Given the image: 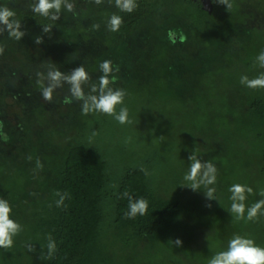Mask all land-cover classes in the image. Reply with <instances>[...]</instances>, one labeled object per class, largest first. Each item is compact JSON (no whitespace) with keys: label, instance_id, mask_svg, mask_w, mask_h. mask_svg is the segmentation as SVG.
Masks as SVG:
<instances>
[{"label":"trees","instance_id":"16d2710c","mask_svg":"<svg viewBox=\"0 0 264 264\" xmlns=\"http://www.w3.org/2000/svg\"><path fill=\"white\" fill-rule=\"evenodd\" d=\"M157 1L137 0L132 13H116L123 19L118 32L105 27L104 57L117 60L113 67H119L120 58L135 57L123 88L124 104L117 107V112L128 108L132 124L81 110L80 122L65 140L55 127H47L46 111L38 115L35 109L26 119L29 126H41L40 139L52 146L24 140L33 163L30 186L21 171L12 169L0 178V198L9 202L11 218L23 228L0 264H208L236 234L264 247V217L236 220L228 191L236 183L251 187L246 207L264 198V89L239 82L241 75L251 79L264 71L256 63L264 49V0H231L228 11L216 0H210L211 11L201 0H161L185 17L180 31H171L176 42L166 32L160 40H142L135 51L131 40L145 27ZM11 10L25 30L56 22L32 10ZM103 15L109 19L112 14ZM181 37L186 39L181 42ZM176 45L183 53L199 48L208 62L200 70L196 61L189 62L176 80L172 69L159 70L172 61ZM98 60L86 70L94 72ZM40 146L47 148L46 154ZM190 154L216 166V200H207L203 187L195 192L182 187L187 185ZM37 160L42 169H36ZM30 188L45 191L40 202L23 197ZM125 191L148 201L146 215L125 218ZM56 192L69 194L65 206H56ZM48 235L56 243L50 259L44 258ZM177 238L180 247L171 242ZM27 244L35 251L29 252Z\"/></svg>","mask_w":264,"mask_h":264},{"label":"rangeland","instance_id":"374dc122","mask_svg":"<svg viewBox=\"0 0 264 264\" xmlns=\"http://www.w3.org/2000/svg\"><path fill=\"white\" fill-rule=\"evenodd\" d=\"M72 2L75 4L74 13L62 10L60 19L55 22L49 33L43 31V26L29 30L20 28L25 35L17 41L10 38L7 31L0 32V46L5 49L4 54L0 55V120L4 123L3 131L9 137L7 142L0 139V167L3 168L0 178L12 169L15 172L21 171L27 175L26 186H30L33 177L30 169L33 163L27 155L24 140L28 139L33 145L41 141L42 146L51 148L50 141L39 137L41 126L38 124L29 126L26 122L29 116L35 115V109H38V115L47 112L45 114L49 122L47 127H55L61 133V139L65 140L71 138L74 133L73 127L81 120L82 102L73 100L71 103H64V98L69 95V85L64 84L62 88L56 89L51 102L45 101L42 98L41 89L42 85L46 86L47 80H41L37 73L46 77L48 71L60 70L68 75L80 65L86 70L97 58L110 60L104 57L107 49L103 43L104 35L107 33L105 27L108 18L103 15V12L116 14L120 10L114 3L109 5L107 0L100 5H96L93 0H72ZM160 2L161 0L157 1L158 6L145 27L135 35V39L131 40L130 44L135 45L133 50L136 51L137 45H140L144 39L160 40L159 38L166 32L180 31L185 17L172 13L169 7ZM34 3L35 0H0V8L32 10ZM94 25H99V29ZM0 28L3 26L0 25ZM82 30H86L87 34ZM37 37L42 41L40 44L35 43ZM172 52L174 55L170 59L172 61L168 60V63L160 65L159 70L163 72L168 68L172 69L171 77L178 81L182 79L184 71L188 70L189 62L196 61V68L199 70L208 62L199 48L183 53V50L177 49L176 45ZM209 53L213 54L214 49L211 48ZM104 59L98 60V67L94 72L90 73L86 70L91 80L88 85L83 86L85 94L89 93L91 84H98V78L102 75L99 65ZM110 61L112 64L117 63L116 59ZM134 62L135 57L130 60L126 57L120 58L119 71L114 72L119 74L120 79L115 80L110 87L124 88ZM38 80L41 82L38 83ZM181 81L177 89L182 83L185 84L186 80ZM24 129L26 130L23 131ZM42 146L39 147L40 152L46 154L47 148ZM2 183L0 179V192ZM28 190L23 197L32 203L40 202L45 194L44 190L42 192L31 188ZM4 251L5 249L0 248V263L4 259Z\"/></svg>","mask_w":264,"mask_h":264},{"label":"clouds","instance_id":"9594fccd","mask_svg":"<svg viewBox=\"0 0 264 264\" xmlns=\"http://www.w3.org/2000/svg\"><path fill=\"white\" fill-rule=\"evenodd\" d=\"M96 5H100L105 0H93ZM109 5L113 4L121 12L132 13L138 7L137 0H107ZM217 4L224 5L226 10L232 8L231 0H216ZM67 12L75 11V4L72 0H35L32 5V11L41 17L50 21H57L60 19L61 11ZM16 14L13 10L7 7L0 8V32L7 31L10 38L17 41L25 35L20 30L19 21L11 19ZM123 23L121 16L112 14L107 22V29L110 32H118ZM99 29V25H94ZM52 24L43 26L45 33L51 32ZM171 42L175 43V33L169 32ZM183 42L186 37H181ZM42 41L39 37L36 38L35 43L40 44ZM4 47L0 46V55L4 54ZM256 63L260 69H264V49H262L256 56ZM102 75L98 78V84H91L89 93L85 94L84 85H88L91 77L85 68L80 65L74 68L70 74L65 75L60 70L48 71L46 77L41 73H37L41 80L46 79L47 84L42 85L41 95L45 101L51 102L53 99V92L62 88L64 84L69 85V95L64 98V103H71L73 100L82 102V114L88 115L91 113H101L112 116L120 124H132L133 121L129 119V111L126 106L120 107L117 112V107L124 104L126 91L123 89H114L110 87L115 83L116 77L114 72L119 71V67H113L110 60H104L99 65ZM41 81L38 80V83ZM240 84L249 89H264V71H261L255 78H249L247 75H241ZM4 123L0 120V139L7 142L9 137L3 131ZM31 159V157H29ZM188 160L191 161L188 172L184 175V180L187 182L186 186L192 191L206 189L204 195L207 200H216L215 191L212 187L216 183L217 168L210 161H201L195 154H190ZM43 165L39 160L36 161V169H42ZM228 191L231 193L229 199L232 201L229 211L234 214L236 220H245L255 222L259 217H264V198L259 199L251 206L246 207L245 201L248 195L253 193V189L243 184H233ZM59 199L56 201L57 207L64 205V200L69 198L68 193L56 192ZM260 195L264 197V191ZM122 196L128 200V211L124 214L125 218L134 219L135 217L144 216L148 211V201L144 198L134 199L127 191L122 193ZM211 207L210 204L206 205ZM246 213V215H245ZM12 207L6 199L0 198V248L9 250L14 245V238L22 231V225L11 218ZM47 259H50L56 251V243L51 235L47 237ZM176 247L182 245V241L177 238L171 241ZM29 252H34L35 247L32 244L26 245ZM208 264H264V247L258 246L255 241L246 236L239 234L234 235L228 242L226 250L220 251L213 255Z\"/></svg>","mask_w":264,"mask_h":264},{"label":"water","instance_id":"95a60500","mask_svg":"<svg viewBox=\"0 0 264 264\" xmlns=\"http://www.w3.org/2000/svg\"><path fill=\"white\" fill-rule=\"evenodd\" d=\"M201 1H202V4H203V8L205 10L211 11L212 5H211L210 0H201Z\"/></svg>","mask_w":264,"mask_h":264}]
</instances>
